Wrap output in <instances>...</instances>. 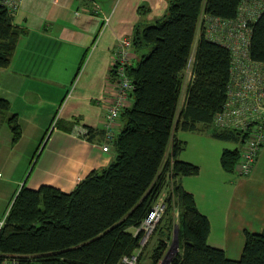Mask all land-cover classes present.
Returning a JSON list of instances; mask_svg holds the SVG:
<instances>
[{
  "label": "trees",
  "instance_id": "1",
  "mask_svg": "<svg viewBox=\"0 0 264 264\" xmlns=\"http://www.w3.org/2000/svg\"><path fill=\"white\" fill-rule=\"evenodd\" d=\"M241 1L166 0L161 19L136 26L134 50L148 52L127 68L133 90L120 115L123 126L112 144L111 162L90 172L70 193L51 186H22L2 220L0 264L11 258L16 264H117L137 249L134 230L166 187V210L153 233L157 237L150 264H159L176 227L179 251L169 264H264V227L258 234L245 233L240 259L229 260L207 244L209 223L179 185L198 168L178 160L185 144L176 138L177 131L239 138L238 132L211 126L225 101L230 54L202 34L184 106L179 112L177 107L200 15L235 19ZM248 26L249 57L264 63V10ZM22 32L0 6V68L10 64ZM9 109V102L0 98V114ZM6 124L14 144L21 135L16 115H8ZM238 159L237 150L224 151L223 170L234 172Z\"/></svg>",
  "mask_w": 264,
  "mask_h": 264
},
{
  "label": "crops",
  "instance_id": "2",
  "mask_svg": "<svg viewBox=\"0 0 264 264\" xmlns=\"http://www.w3.org/2000/svg\"><path fill=\"white\" fill-rule=\"evenodd\" d=\"M166 8V0L21 1L13 24L23 32L10 64L0 68V98L10 105L8 114H0V221L22 186L70 193L90 172L108 166L113 149L102 151L103 128L115 95L117 43L123 38L131 43V65L136 64L148 52L134 50L136 26L161 19ZM200 36L197 29L183 71L178 112L185 103ZM13 114L21 133L14 144L6 124ZM122 126L119 118L116 136ZM175 136L185 144L178 160L198 168L179 185L209 223L207 244L222 250L227 259L239 260L245 233L258 234L264 227V145L250 172L238 176L223 170L221 155L240 152V138L220 140L208 131L181 130ZM168 192L164 188L159 198L165 200ZM173 217L175 225L177 209Z\"/></svg>",
  "mask_w": 264,
  "mask_h": 264
},
{
  "label": "built area",
  "instance_id": "3",
  "mask_svg": "<svg viewBox=\"0 0 264 264\" xmlns=\"http://www.w3.org/2000/svg\"><path fill=\"white\" fill-rule=\"evenodd\" d=\"M22 0H0L12 19ZM250 7L252 9H250ZM99 11V8H97ZM264 10V0H242L235 19H222L201 14L198 20L199 32L210 42L226 48L230 54L229 81L225 101L212 118V126L219 130L238 132L242 144L234 171L238 176L247 175L264 145V63L254 62L248 53L251 29L248 24ZM100 12V11H99ZM104 25L108 17L103 16ZM132 63V47L127 39H120L116 47L113 64L115 95L104 115V144L107 152L116 139V124L122 110L129 105L133 83L127 75ZM55 123V119L53 120ZM165 200L158 198L149 208L141 224L134 230L139 236L138 247L130 255L123 256L117 264H141V255L157 224L164 216ZM3 221H0V228ZM2 264H16L15 258Z\"/></svg>",
  "mask_w": 264,
  "mask_h": 264
},
{
  "label": "rangeland",
  "instance_id": "4",
  "mask_svg": "<svg viewBox=\"0 0 264 264\" xmlns=\"http://www.w3.org/2000/svg\"><path fill=\"white\" fill-rule=\"evenodd\" d=\"M54 126V122L52 123L51 125V128ZM50 131V129H49ZM45 141V140H44ZM40 149L37 150V153H36V156L38 155ZM35 156V157H36ZM34 157V159H35ZM175 226H177V223L175 224ZM174 229V228H173ZM174 231H172V238L170 239L169 243H168V249L167 251L165 252L163 258L160 260L159 264L160 263H163V264H169V262L171 261V259L174 257V255L179 251L178 250V246L177 248L175 246H173V235H174ZM157 237V235H153L151 236V238L149 239L146 247L144 248V251H143V254L141 255V264H150V254L152 252V250L154 249V246L156 244V240L155 238Z\"/></svg>",
  "mask_w": 264,
  "mask_h": 264
},
{
  "label": "water",
  "instance_id": "5",
  "mask_svg": "<svg viewBox=\"0 0 264 264\" xmlns=\"http://www.w3.org/2000/svg\"><path fill=\"white\" fill-rule=\"evenodd\" d=\"M177 227L175 228V231H174V235H173V246H175L177 248L178 246V239H177ZM160 264H163V263H160Z\"/></svg>",
  "mask_w": 264,
  "mask_h": 264
}]
</instances>
